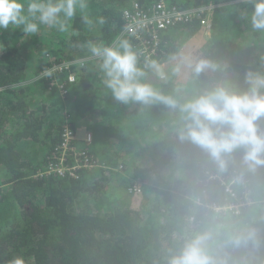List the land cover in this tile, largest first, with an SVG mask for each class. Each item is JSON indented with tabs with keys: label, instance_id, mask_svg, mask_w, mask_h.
Instances as JSON below:
<instances>
[{
	"label": "trees",
	"instance_id": "1",
	"mask_svg": "<svg viewBox=\"0 0 264 264\" xmlns=\"http://www.w3.org/2000/svg\"><path fill=\"white\" fill-rule=\"evenodd\" d=\"M154 1L89 0V14L104 17L105 24L86 31L77 19L73 24L77 35L47 28L31 37L19 29L0 33V46L5 48L0 52V185H7L0 199V264H9L16 256H23L26 264H153L162 255L167 226L151 201L158 192L151 175L161 110L140 113L137 107L115 101L89 70L91 61L80 79L67 86L65 96L54 82L67 74L39 78L52 63L53 44L62 54L57 63L85 58L82 45L87 40H116L123 11ZM227 1L231 4L216 6ZM237 1L167 0L170 9L189 12L192 18L163 31L157 56L214 44L213 54L226 55L241 74L255 67L258 62L245 64L235 55L236 43H247L257 34L248 19L251 6ZM209 12L208 29L202 19ZM129 39L138 45L137 39ZM39 92L42 97L35 108L32 95ZM67 117L75 130L85 127L92 132V143L84 148L104 167L83 171L77 179L39 176L50 152L61 143ZM121 167L130 175L127 180L114 171ZM113 179L127 193L134 181L141 183L143 202L135 206L112 200L107 190Z\"/></svg>",
	"mask_w": 264,
	"mask_h": 264
},
{
	"label": "clouds",
	"instance_id": "2",
	"mask_svg": "<svg viewBox=\"0 0 264 264\" xmlns=\"http://www.w3.org/2000/svg\"><path fill=\"white\" fill-rule=\"evenodd\" d=\"M247 3L252 31L264 34V0ZM89 7V0H0V33L77 35V19L94 31L105 18ZM82 47L105 94L140 113L161 110L151 201L167 229L153 264H264V57L241 74L213 54L214 44L164 58L124 36Z\"/></svg>",
	"mask_w": 264,
	"mask_h": 264
},
{
	"label": "built area",
	"instance_id": "3",
	"mask_svg": "<svg viewBox=\"0 0 264 264\" xmlns=\"http://www.w3.org/2000/svg\"><path fill=\"white\" fill-rule=\"evenodd\" d=\"M204 10L201 11L203 13ZM129 20L127 32L137 33L141 24L145 25L152 21L151 17L146 14L137 13L135 15H127ZM192 15L189 12L182 10H174L168 7L167 0H163V23H160V27H163V31L178 25L179 23L186 22L191 19ZM211 17H205L202 19V25L205 28L210 27ZM161 22V20H160ZM89 60L86 58L77 59L75 61L52 62L47 68H45L40 77H46L54 73H67L65 80L54 82L59 89L62 96L68 93L67 86L73 85L77 80V73L86 65ZM72 120L70 117L65 119V123L62 128L61 143L55 147L48 156V161L44 167V171H39L38 175H52L55 174L59 178H72L77 179L80 177V173L83 171H91L96 167H104L94 159L93 155H90L83 145H90L92 142V134L87 132L85 137L81 138L77 131L74 129ZM79 142V143H75ZM106 168V167H105ZM141 183L134 181L128 188L129 194L138 195L142 193L140 186ZM7 185H0V199Z\"/></svg>",
	"mask_w": 264,
	"mask_h": 264
},
{
	"label": "rangeland",
	"instance_id": "4",
	"mask_svg": "<svg viewBox=\"0 0 264 264\" xmlns=\"http://www.w3.org/2000/svg\"><path fill=\"white\" fill-rule=\"evenodd\" d=\"M245 1H247V0H239L237 2H245ZM228 2L229 1H227V3H220L216 6H224V4H231ZM239 6H241V5H239ZM207 10L209 11L211 9L208 7ZM239 10L242 12L241 8ZM245 10L248 11V6L245 7ZM209 16L211 17L210 12L205 14V17H209ZM205 33H203L204 36H206ZM65 35L67 36L69 34H65ZM235 46H236L235 55L239 56V58L241 59V62H243L245 64H248V63L251 64V63L259 62L260 58L264 57V34L257 33L256 36L253 37L247 43H236ZM3 49L5 50V48H3ZM52 49H53V51H51L49 53V61L55 62L58 58H60V56L62 54L60 53V46L59 45L53 44ZM1 51L2 50H0V52ZM79 79H80V77H79ZM34 80H37V78H35ZM34 80L30 81V83L26 84L25 86L32 85L35 82ZM41 97H42V95L40 92L32 95V98L34 99L33 107H35V108L38 107L37 100L40 99ZM41 104H42V100L39 102V106ZM87 130L88 129H86L85 127L79 128L78 129L79 136L85 137ZM83 146L85 147V145H83ZM139 154H140V152H139ZM135 155H136V153L132 154V164L135 162V157H136ZM141 155H142V152H141ZM144 164H146V163L144 162ZM107 167H109V166H106V168ZM114 171L115 172L116 171L121 172L120 174L122 175V177L125 180H127L130 177V175H127L128 173L124 170L123 167L118 168L117 170H114ZM106 174H109V173H106ZM115 181H116V179H113L112 181H110L112 183V186L107 190V191H109L110 194L112 193V200H114L116 202H119L120 200H125L128 204L130 203V205H135V206H138L143 202L142 197H141L144 195L142 184H140L141 189H142V194L139 193L138 195H135V194H129L126 191H123V188H121L120 185L119 186L116 185Z\"/></svg>",
	"mask_w": 264,
	"mask_h": 264
},
{
	"label": "bare ground",
	"instance_id": "5",
	"mask_svg": "<svg viewBox=\"0 0 264 264\" xmlns=\"http://www.w3.org/2000/svg\"><path fill=\"white\" fill-rule=\"evenodd\" d=\"M137 13L150 16L152 21L149 24H141L137 33H128L126 31L129 24L127 15H135ZM122 21L123 28L119 37L124 36L126 38L130 37L132 39H137V46L145 49L149 53H154L157 56L158 44L163 35V27L159 26L160 23H163V0L154 1L153 3L148 4L147 7L140 4L133 5L131 8L123 11Z\"/></svg>",
	"mask_w": 264,
	"mask_h": 264
},
{
	"label": "crops",
	"instance_id": "6",
	"mask_svg": "<svg viewBox=\"0 0 264 264\" xmlns=\"http://www.w3.org/2000/svg\"><path fill=\"white\" fill-rule=\"evenodd\" d=\"M69 86V85H68ZM67 95V94H66ZM65 96V95H64Z\"/></svg>",
	"mask_w": 264,
	"mask_h": 264
}]
</instances>
